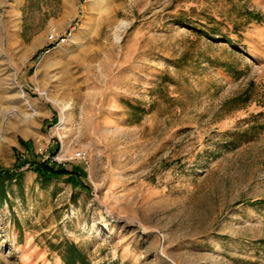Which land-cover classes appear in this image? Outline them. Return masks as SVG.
<instances>
[{
	"label": "rangeland",
	"instance_id": "374dc122",
	"mask_svg": "<svg viewBox=\"0 0 264 264\" xmlns=\"http://www.w3.org/2000/svg\"><path fill=\"white\" fill-rule=\"evenodd\" d=\"M0 166V264H264V0H0Z\"/></svg>",
	"mask_w": 264,
	"mask_h": 264
},
{
	"label": "trees",
	"instance_id": "16d2710c",
	"mask_svg": "<svg viewBox=\"0 0 264 264\" xmlns=\"http://www.w3.org/2000/svg\"><path fill=\"white\" fill-rule=\"evenodd\" d=\"M38 55L39 52L35 53L31 60H34ZM19 142L29 152L31 143L24 142L23 140H19ZM28 154L24 162L30 165V168L36 174L37 180L41 185H48L52 180L59 179L63 176L69 183L75 182V184H85L81 179V173L75 168L67 169L60 163L51 161L50 158L44 159V157L32 152ZM21 177L22 175L20 172L0 166V202H3L7 198L6 183L20 181ZM49 248L57 253L64 264H91L87 254L74 242L67 240L57 243L50 242Z\"/></svg>",
	"mask_w": 264,
	"mask_h": 264
},
{
	"label": "built area",
	"instance_id": "2783aa9c",
	"mask_svg": "<svg viewBox=\"0 0 264 264\" xmlns=\"http://www.w3.org/2000/svg\"><path fill=\"white\" fill-rule=\"evenodd\" d=\"M73 157L77 159L85 160V155L81 151H77ZM47 158H50L51 161L56 162L52 157H44V159H47Z\"/></svg>",
	"mask_w": 264,
	"mask_h": 264
}]
</instances>
